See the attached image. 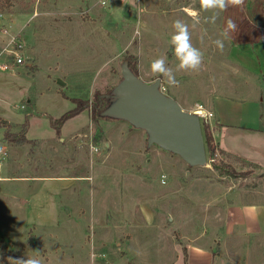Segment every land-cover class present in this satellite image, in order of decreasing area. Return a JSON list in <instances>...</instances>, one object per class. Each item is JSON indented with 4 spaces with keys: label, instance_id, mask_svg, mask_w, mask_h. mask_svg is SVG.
Instances as JSON below:
<instances>
[{
    "label": "rangeland",
    "instance_id": "374dc122",
    "mask_svg": "<svg viewBox=\"0 0 264 264\" xmlns=\"http://www.w3.org/2000/svg\"><path fill=\"white\" fill-rule=\"evenodd\" d=\"M213 14L215 23L206 22ZM0 18L7 28L0 51L19 34L24 57L20 69H0V118L11 123L0 154V264L33 256L42 264H264L263 238L221 241L228 202L264 203L263 152L239 144L250 161L217 148L214 160L206 145L207 165L190 166L149 146L147 133L129 122L95 116L99 101L108 106L125 59L143 80L160 77L162 90L188 111L216 93L247 96L259 80L235 61L264 67V51L241 34L251 29L263 40L264 0L222 12L202 10L199 0H20ZM229 18L237 30L221 50L213 41ZM176 20L204 54L199 71H176ZM158 57L178 86L150 71ZM63 93L87 107L57 134L52 123L76 105ZM6 131L0 126V145Z\"/></svg>",
    "mask_w": 264,
    "mask_h": 264
},
{
    "label": "crops",
    "instance_id": "0c3cea01",
    "mask_svg": "<svg viewBox=\"0 0 264 264\" xmlns=\"http://www.w3.org/2000/svg\"><path fill=\"white\" fill-rule=\"evenodd\" d=\"M0 19L1 25L3 20L2 18ZM223 29L224 27H222V31ZM0 30H3L0 32V41L3 40L6 44L5 34L7 32V28L5 27ZM241 34L244 38H248L246 39V42H251L254 46H258L259 50L264 51L263 40L255 38L257 37V32H252L251 29L245 28ZM232 35L233 34H231V36ZM18 36L19 34L16 35V37ZM233 51L234 46L230 48V55H232ZM254 59H257L256 55L254 56ZM262 62L263 61L261 60V63ZM235 64L248 73L250 77L255 76L258 78L259 86L256 87L254 84L252 87H246L247 90L245 91V88L244 92L248 93V95L239 99L229 95L227 92L216 93L209 98L210 101L206 103L204 108L208 112L212 113L207 120L211 124L217 149L231 158L239 157L238 159L240 161L245 159L250 161L251 155H249V159L246 156V153H244V155L237 148L239 147V144H243V147L245 148H255L257 151L264 153V99L262 98V91H264V67H260L259 69L256 67L253 68L250 61L247 63H241L237 60L235 61ZM21 67L22 65H19L15 69H20ZM235 90L239 89H232V91ZM179 103L183 108H185L180 101ZM199 104L202 103L199 102ZM117 120L121 121L119 119ZM5 141L6 139L4 137V144L2 145L7 146ZM12 177L17 179L19 178L17 175ZM1 178L3 177H0V180H2ZM226 205L225 210L227 214L223 216L222 223L224 228L221 239L222 242H241V235L248 236L249 238H252V241L255 240V242L259 240L258 238L264 239V203H245L240 207H237L235 206L236 204L228 202ZM231 214H233L232 220H230ZM235 229L238 231L245 229L246 234H237L235 233ZM192 257L193 256H190L191 260Z\"/></svg>",
    "mask_w": 264,
    "mask_h": 264
},
{
    "label": "water",
    "instance_id": "95a60500",
    "mask_svg": "<svg viewBox=\"0 0 264 264\" xmlns=\"http://www.w3.org/2000/svg\"><path fill=\"white\" fill-rule=\"evenodd\" d=\"M122 79L113 88L109 105L102 117L125 120L146 131L148 145L178 154L190 166H206L207 148L202 118L197 111H188L177 99L161 88V78L149 83L136 74L125 59ZM59 85L65 81L58 78Z\"/></svg>",
    "mask_w": 264,
    "mask_h": 264
},
{
    "label": "clouds",
    "instance_id": "9594fccd",
    "mask_svg": "<svg viewBox=\"0 0 264 264\" xmlns=\"http://www.w3.org/2000/svg\"><path fill=\"white\" fill-rule=\"evenodd\" d=\"M200 7L204 11L217 10L226 11L229 7H240L244 0H199ZM194 20L198 23V13L192 12ZM217 15L213 14L206 22L215 23ZM174 32L171 35V45L174 46V56L179 61L176 66V71L196 72L199 71L204 54L191 42V34L189 26L182 20H176L172 25ZM237 30V24L229 18L226 21V26L220 33L222 38L213 41L217 48L223 49L224 40L229 39L231 33ZM150 71L154 74H159L166 78L169 86H178L179 82L175 78L172 68L166 67V59L158 57L151 61ZM6 153V146L0 145V154ZM9 264H42L38 256L28 257L25 259L12 260L9 258Z\"/></svg>",
    "mask_w": 264,
    "mask_h": 264
},
{
    "label": "trees",
    "instance_id": "16d2710c",
    "mask_svg": "<svg viewBox=\"0 0 264 264\" xmlns=\"http://www.w3.org/2000/svg\"><path fill=\"white\" fill-rule=\"evenodd\" d=\"M20 1V0H0V14H4L6 12H11L12 9L14 8V6L16 5V3ZM33 1V0H32ZM30 11V9H28ZM23 12H26V10H22ZM130 67L132 68V70L138 74L136 72V68L131 64V62L129 61ZM63 96L67 99H70L71 101H73L74 103H76V105L70 109L69 111H67L65 114H63L60 118H57V122L55 124L52 123V126L57 130V134L61 133V127L62 125L71 117H74L77 114H80L84 107H87L86 105H78V100L76 99H72L70 98L67 94L63 93ZM109 100V99H108ZM107 105H109V102L107 103ZM102 106V103L99 101V103L96 106V113L95 116H101V112L104 110L100 109ZM103 118H108V117H103ZM110 119V118H109ZM0 126H3L7 129L6 134H5V139H8V129L11 126V123L8 120L5 119H1L0 118ZM24 131V138L26 137V134L28 132L29 126H28V119L27 121L25 120V122L22 124ZM203 135H204V140H205V144L207 145L210 153H211V158L212 159H216V143L213 137V133H212V129L210 126V123L207 121L204 124V131H203ZM26 139V138H25ZM186 264H188L186 262Z\"/></svg>",
    "mask_w": 264,
    "mask_h": 264
},
{
    "label": "built area",
    "instance_id": "2783aa9c",
    "mask_svg": "<svg viewBox=\"0 0 264 264\" xmlns=\"http://www.w3.org/2000/svg\"><path fill=\"white\" fill-rule=\"evenodd\" d=\"M101 4L106 5L109 0H100ZM262 37L264 41V28L262 29ZM23 44L19 42L17 37H13L10 42L7 44V46L0 51V59L4 55V60H0V69L6 70V71H15V68L19 65H23L24 63V57L23 55H20V52L22 50ZM13 59V63H10V60ZM200 109H203L202 114H200L198 111ZM198 112L200 117L202 119H208L212 113L208 112L202 105H198V109L195 110Z\"/></svg>",
    "mask_w": 264,
    "mask_h": 264
},
{
    "label": "bare ground",
    "instance_id": "6f19581e",
    "mask_svg": "<svg viewBox=\"0 0 264 264\" xmlns=\"http://www.w3.org/2000/svg\"><path fill=\"white\" fill-rule=\"evenodd\" d=\"M198 112H199L200 114L204 113V112H203V109H200Z\"/></svg>",
    "mask_w": 264,
    "mask_h": 264
}]
</instances>
